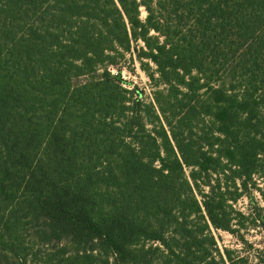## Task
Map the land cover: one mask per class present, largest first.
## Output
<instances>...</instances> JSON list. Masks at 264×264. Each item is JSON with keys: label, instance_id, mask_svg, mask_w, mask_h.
<instances>
[{"label": "trees", "instance_id": "1", "mask_svg": "<svg viewBox=\"0 0 264 264\" xmlns=\"http://www.w3.org/2000/svg\"><path fill=\"white\" fill-rule=\"evenodd\" d=\"M260 177L264 0H0V264H264Z\"/></svg>", "mask_w": 264, "mask_h": 264}, {"label": "rangeland", "instance_id": "2", "mask_svg": "<svg viewBox=\"0 0 264 264\" xmlns=\"http://www.w3.org/2000/svg\"><path fill=\"white\" fill-rule=\"evenodd\" d=\"M141 15L144 18L146 11L141 8ZM135 51V50H134ZM118 66L112 67V73L116 74L119 68L122 73L121 78L124 79V85L135 88L144 98H151L153 95V83L147 74L141 69L140 62L136 55L127 54L121 58ZM102 70L92 75H84L74 79V84H81L91 81V79L102 74ZM237 208L245 213L258 212L261 217L264 215V177L258 178L256 186L252 191L242 196L236 204ZM220 248H228L232 250L233 257L247 258L248 262L256 259L260 251H264V223L261 218L257 222L248 225L247 228H241L240 234L243 235L246 242L240 240L235 234L221 229H213Z\"/></svg>", "mask_w": 264, "mask_h": 264}]
</instances>
